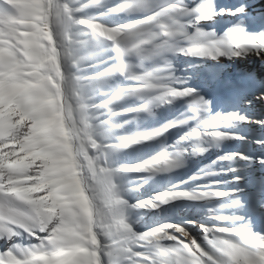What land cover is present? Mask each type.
<instances>
[{
  "label": "snow or ice",
  "instance_id": "snow-or-ice-1",
  "mask_svg": "<svg viewBox=\"0 0 264 264\" xmlns=\"http://www.w3.org/2000/svg\"><path fill=\"white\" fill-rule=\"evenodd\" d=\"M247 13V3L217 10L215 0H0V241L6 245L0 264H264V232L246 216L222 211L242 209L244 189L225 190L223 181L210 179L238 173L232 165L240 162L264 166V154L228 152L214 161L215 170L191 178L206 181L195 190L182 181L135 203L126 193L143 184L126 188L120 181L180 169L221 142H246L225 130L234 125L264 128V119L243 112L212 115L211 101L177 76L173 63L178 56L264 62V32H248L242 20L222 35L207 27L218 16ZM243 79L255 84L259 77ZM255 99L264 102V79ZM126 100L133 103L122 106ZM178 100L186 111L161 128L116 131ZM121 117L130 119L117 122ZM185 127L152 159L113 160ZM255 143L264 147V139ZM259 184L264 192V177ZM225 199L230 203L209 209L214 223H163L139 232L131 218L178 200Z\"/></svg>",
  "mask_w": 264,
  "mask_h": 264
},
{
  "label": "bare ground",
  "instance_id": "bare-ground-1",
  "mask_svg": "<svg viewBox=\"0 0 264 264\" xmlns=\"http://www.w3.org/2000/svg\"><path fill=\"white\" fill-rule=\"evenodd\" d=\"M215 3L217 10L219 8H235L241 3H247V14L249 15L251 12L252 14L241 18L240 21H243L244 27L250 33L264 32V0L258 6L253 4L254 0H215ZM253 10H255L254 13ZM232 18V16L227 15L218 16L214 20L207 22V27L215 29L222 35L231 28L228 25ZM181 62L182 67L180 72L182 76L189 78L188 86H192L195 83H202L203 89L201 91L217 95V99L214 100L211 106L212 115L216 113L243 112L253 120L264 119V102L255 99V96L259 94L260 80L264 79V62H261L255 57L236 58L233 61L222 59L220 62L200 59L189 61L182 59ZM248 73L255 74L259 77L255 84H249L243 79ZM249 100L253 101L251 105L248 103ZM182 101L178 100L174 105ZM174 105L161 106L157 110L158 115L162 118L172 116L175 113L173 110ZM141 115L131 120L130 123H137L141 119ZM125 119L130 118L121 117L117 122L122 123ZM129 126L131 125L129 124ZM225 130L238 132L240 135L248 137V139L246 142H221L218 147H212L202 155L188 157L184 166L180 169L169 173L149 176L150 179L141 181L143 186L139 188V190H144L145 192L132 195L130 202L135 203L138 199L144 200L154 197L156 193L167 190L171 185H181L182 181L186 182L181 185L185 190H195L197 185L205 183L206 181H192L191 178L199 174L202 170H215L214 163L212 162L216 161L217 157L223 156L228 152L243 151L250 156L264 154V147L255 143L257 139H264V128L255 124H240ZM186 131H188L187 127L171 129L161 139L138 144L125 152L128 153L132 149L134 151L133 155H139V158L143 161L152 159L168 146L175 144ZM125 132L127 133V130ZM202 163H207V165L201 166ZM226 166L227 163L220 165V167ZM232 166L239 169L238 173L227 172L210 177V179L223 181L221 187L225 190L230 188L244 189V191L238 193L244 207L242 209L226 208L222 211L225 214L246 216L252 221L255 231L264 232V192L261 191L259 184L260 178L264 177V166L258 163L244 162L233 164ZM237 174L243 177V180L239 183L234 182L232 179ZM227 203H230V201L226 199L215 200L211 203L178 200L164 204L156 210L134 211L131 213V217L135 221V229L139 232L146 231L150 227L163 223L186 224L188 221H196L197 224L214 223V221L209 220V209H217L220 205ZM189 228L194 234H198L199 230L197 228H193L192 226H189ZM5 246V242L0 241V248Z\"/></svg>",
  "mask_w": 264,
  "mask_h": 264
},
{
  "label": "rangeland",
  "instance_id": "rangeland-1",
  "mask_svg": "<svg viewBox=\"0 0 264 264\" xmlns=\"http://www.w3.org/2000/svg\"><path fill=\"white\" fill-rule=\"evenodd\" d=\"M260 3H262V0H254V3L253 4H255V6H258V5H260ZM254 12H255V10H253V13ZM251 14H252V12L249 15L247 14L246 16H250ZM241 18H243V17H237V18L236 17H233L229 21L228 27H232L234 24L239 23V21H240ZM180 59L181 60L182 59L183 60H186L187 59V60L190 61V60H193L194 58L183 57V56L174 57L173 63H174V66L176 68V73L175 74L177 76L184 77V76H182V73L180 72V69L182 67V64H181L182 62H181ZM202 85H203L202 83H195V84H193L190 87L196 88L197 90L200 91V93L203 92L201 94L206 99H208V100L211 101V106H212V103H214V100L217 99V95H215L213 93H210V92L201 91L203 89L202 88L203 87ZM136 102L138 103L139 101H136ZM132 103H133L132 100H126V101L122 102V106H130ZM173 108H174L173 110H174L175 113L172 116H169L168 118H162L160 115H158V113H157V110L158 109H156L155 110L156 114L154 116H148L147 114H142L141 115V119L137 123H132V124L129 123L131 126H129V124H126L125 125L126 128L124 127L121 130H117V132H118V134H128L129 133V135H131V134H134V133H136L138 131H151V130H154V129L161 128L162 126H164L168 122H170V121L176 119L177 117H179L181 115V113L185 112L186 109H187V105H186L185 101H182L179 104L174 105ZM124 130L125 131L127 130V133ZM159 139H161V138H159ZM133 153H134V151H132V149L128 153H126L125 151L124 152L116 153L113 156V160L117 164H136V163H140V162L143 161L142 159L139 158L140 157L139 155H133ZM207 163H209V162H207ZM207 163H202L201 166H205V165H207ZM212 163H214V162H212ZM150 177L147 176L145 178V180L150 179ZM120 181H121V183L126 188L134 187L136 184H140L141 183V180H139L137 178V175L136 174H128V175H126L124 177H121L120 178ZM143 192H145V191L144 190L142 191V190H139V189L136 190V191L127 192L125 198L131 200V196L132 195L141 194ZM132 220H133V218H132ZM134 223H135V221H134Z\"/></svg>",
  "mask_w": 264,
  "mask_h": 264
}]
</instances>
